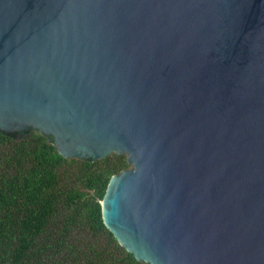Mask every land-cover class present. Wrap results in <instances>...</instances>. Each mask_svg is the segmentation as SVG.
<instances>
[{"label": "water", "instance_id": "1", "mask_svg": "<svg viewBox=\"0 0 264 264\" xmlns=\"http://www.w3.org/2000/svg\"><path fill=\"white\" fill-rule=\"evenodd\" d=\"M126 155L105 226L149 264H264V0H0V130Z\"/></svg>", "mask_w": 264, "mask_h": 264}, {"label": "trees", "instance_id": "2", "mask_svg": "<svg viewBox=\"0 0 264 264\" xmlns=\"http://www.w3.org/2000/svg\"><path fill=\"white\" fill-rule=\"evenodd\" d=\"M126 155L66 159L33 128L0 130V264H149L105 226L111 178Z\"/></svg>", "mask_w": 264, "mask_h": 264}]
</instances>
